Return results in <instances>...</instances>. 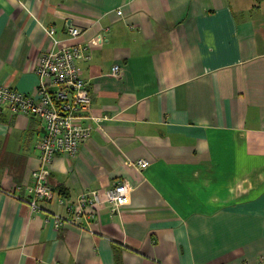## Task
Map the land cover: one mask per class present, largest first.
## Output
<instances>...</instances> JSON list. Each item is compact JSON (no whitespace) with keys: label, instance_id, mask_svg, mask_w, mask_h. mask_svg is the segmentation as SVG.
I'll return each instance as SVG.
<instances>
[{"label":"crops","instance_id":"0c3cea01","mask_svg":"<svg viewBox=\"0 0 264 264\" xmlns=\"http://www.w3.org/2000/svg\"><path fill=\"white\" fill-rule=\"evenodd\" d=\"M75 43L93 46V131L56 157L39 211L43 124L0 110V264H264V2L0 0L1 84L31 94L38 57ZM122 183L129 205L91 231L54 227L82 192Z\"/></svg>","mask_w":264,"mask_h":264},{"label":"built area","instance_id":"2783aa9c","mask_svg":"<svg viewBox=\"0 0 264 264\" xmlns=\"http://www.w3.org/2000/svg\"><path fill=\"white\" fill-rule=\"evenodd\" d=\"M53 33V30L48 32L49 35ZM67 34L69 40L77 41L82 31L70 26ZM93 43L102 45L104 34H98ZM54 44L58 45V42ZM91 46L80 43L62 45L40 55L35 68L38 83L31 94L15 91L0 83V110L5 109L14 116L36 117L43 124V133L36 144L39 167L32 172L33 185L29 189L31 199L28 204L32 211H39V202H51L53 199L48 180L56 157L76 158L80 146L92 134L90 122L94 119L89 115L92 99L89 82L81 68V64L91 61ZM119 74L120 66H113L111 75ZM136 165L142 170L149 167L145 160H139ZM131 192L132 188L127 183L84 191L68 207L69 217L64 219L54 215V227L59 229L67 223L91 231L99 212L122 210L129 205Z\"/></svg>","mask_w":264,"mask_h":264},{"label":"trees","instance_id":"16d2710c","mask_svg":"<svg viewBox=\"0 0 264 264\" xmlns=\"http://www.w3.org/2000/svg\"><path fill=\"white\" fill-rule=\"evenodd\" d=\"M262 2H264V0H255L256 7L259 6V4H261Z\"/></svg>","mask_w":264,"mask_h":264},{"label":"bare ground","instance_id":"6f19581e","mask_svg":"<svg viewBox=\"0 0 264 264\" xmlns=\"http://www.w3.org/2000/svg\"><path fill=\"white\" fill-rule=\"evenodd\" d=\"M53 191V190H52Z\"/></svg>","mask_w":264,"mask_h":264}]
</instances>
